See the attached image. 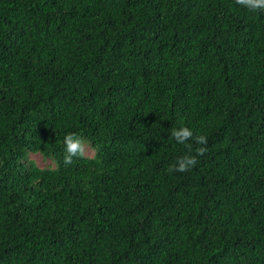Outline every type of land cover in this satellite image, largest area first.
Here are the masks:
<instances>
[{"label":"trees","instance_id":"obj_1","mask_svg":"<svg viewBox=\"0 0 264 264\" xmlns=\"http://www.w3.org/2000/svg\"><path fill=\"white\" fill-rule=\"evenodd\" d=\"M0 264H264V9L0 0Z\"/></svg>","mask_w":264,"mask_h":264},{"label":"clouds","instance_id":"obj_2","mask_svg":"<svg viewBox=\"0 0 264 264\" xmlns=\"http://www.w3.org/2000/svg\"><path fill=\"white\" fill-rule=\"evenodd\" d=\"M237 3L248 8L250 11H257L264 9V0H237ZM171 136L180 144H186V142L193 139V132L187 127L180 129H172ZM195 143L198 145H206L207 137L204 135H196L194 137ZM191 148V145H188ZM206 147H198L196 149V155L186 154L180 157L176 165L170 166L168 171L186 172L195 166L197 162V156H203L206 152ZM65 164H70L72 158L79 156H85V141L83 137L75 134H68L65 137Z\"/></svg>","mask_w":264,"mask_h":264},{"label":"rangeland","instance_id":"obj_3","mask_svg":"<svg viewBox=\"0 0 264 264\" xmlns=\"http://www.w3.org/2000/svg\"><path fill=\"white\" fill-rule=\"evenodd\" d=\"M85 152L86 153H91V150L86 146L85 147ZM30 156L36 161V163L40 166H45L50 163L49 159L43 158L40 154L38 153H31Z\"/></svg>","mask_w":264,"mask_h":264}]
</instances>
